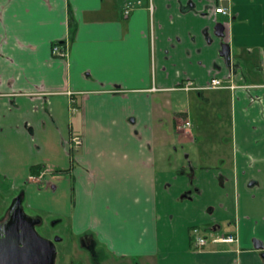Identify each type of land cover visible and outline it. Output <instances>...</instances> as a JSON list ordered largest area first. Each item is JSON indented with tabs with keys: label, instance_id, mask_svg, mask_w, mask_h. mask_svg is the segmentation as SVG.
Wrapping results in <instances>:
<instances>
[{
	"label": "crops",
	"instance_id": "obj_1",
	"mask_svg": "<svg viewBox=\"0 0 264 264\" xmlns=\"http://www.w3.org/2000/svg\"><path fill=\"white\" fill-rule=\"evenodd\" d=\"M263 63L264 0H0V179L119 264H264Z\"/></svg>",
	"mask_w": 264,
	"mask_h": 264
},
{
	"label": "water",
	"instance_id": "obj_2",
	"mask_svg": "<svg viewBox=\"0 0 264 264\" xmlns=\"http://www.w3.org/2000/svg\"><path fill=\"white\" fill-rule=\"evenodd\" d=\"M40 224L39 218L25 212L22 198L17 197L8 220L0 225V264H55L60 239L41 237L36 231Z\"/></svg>",
	"mask_w": 264,
	"mask_h": 264
},
{
	"label": "rangeland",
	"instance_id": "obj_3",
	"mask_svg": "<svg viewBox=\"0 0 264 264\" xmlns=\"http://www.w3.org/2000/svg\"><path fill=\"white\" fill-rule=\"evenodd\" d=\"M23 190L25 191L26 187H22V190H18L8 181L0 179V223L6 219L7 213L11 209L14 200ZM25 210L28 214L33 212L26 204ZM41 216L44 223L36 227L37 233L44 239L50 241H55L56 238L60 239L59 242H56L57 257L55 264H71V260L68 258V254L71 253V248H74L73 253L76 254L80 264H91L86 253H84V251H79L76 247V243L78 242L77 238L71 234V230L66 223H58L53 226V222L51 221L54 218H52L51 215L42 213ZM98 251L101 256L102 252L100 249H98ZM99 262L101 264H119L120 261L113 257L102 256Z\"/></svg>",
	"mask_w": 264,
	"mask_h": 264
},
{
	"label": "built area",
	"instance_id": "obj_4",
	"mask_svg": "<svg viewBox=\"0 0 264 264\" xmlns=\"http://www.w3.org/2000/svg\"><path fill=\"white\" fill-rule=\"evenodd\" d=\"M141 2L135 4L133 2H127L124 8V16L127 18L130 14L136 9L137 5H140ZM152 6L150 10L152 11ZM216 14H223L230 16L231 11L224 7H219L215 9ZM53 55L60 58H66L68 56V45L67 44H55L53 46ZM262 69L264 72V63L262 65ZM230 81H224L222 79L214 78L210 81L209 85L205 87H198L192 81L188 80L178 85L175 90L181 91H210V90H220V89H235ZM82 139L79 136L72 137L71 145L74 151L80 149L82 147ZM194 236V246L198 250L205 249L210 244H223V245H231L237 242V238L233 233H221V234H211L210 236L203 235L199 229H194L192 232Z\"/></svg>",
	"mask_w": 264,
	"mask_h": 264
},
{
	"label": "flooded vegetation",
	"instance_id": "obj_5",
	"mask_svg": "<svg viewBox=\"0 0 264 264\" xmlns=\"http://www.w3.org/2000/svg\"><path fill=\"white\" fill-rule=\"evenodd\" d=\"M196 92H198V91H196ZM13 204H14V202H13ZM10 211H11V209L8 211L6 219L3 222H1L0 225L8 220ZM40 225H42V224H40ZM211 234H217V232H214V230H212V232L206 236H210ZM234 235L236 236V234H234ZM231 245H233V244H231ZM76 247L78 248L79 251H84V253H86L91 264H101L99 262V259L102 257L103 252L98 247V245H97L96 241L93 239V237H90L88 235L81 237L80 239H78V242L76 243ZM98 249H100V251L102 252L101 256L99 255ZM73 250H74V248H71V253L68 254V258L71 260V264H80L79 260L76 257V254L73 253Z\"/></svg>",
	"mask_w": 264,
	"mask_h": 264
}]
</instances>
